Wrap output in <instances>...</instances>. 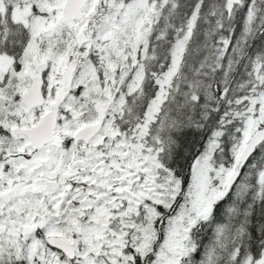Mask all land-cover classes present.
I'll list each match as a JSON object with an SVG mask.
<instances>
[{
	"label": "snow or ice",
	"instance_id": "6c2138e0",
	"mask_svg": "<svg viewBox=\"0 0 264 264\" xmlns=\"http://www.w3.org/2000/svg\"><path fill=\"white\" fill-rule=\"evenodd\" d=\"M0 264H264V0H0Z\"/></svg>",
	"mask_w": 264,
	"mask_h": 264
}]
</instances>
